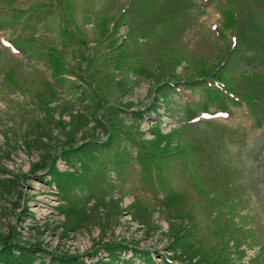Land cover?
Here are the masks:
<instances>
[{"label":"rangeland","instance_id":"rangeland-1","mask_svg":"<svg viewBox=\"0 0 264 264\" xmlns=\"http://www.w3.org/2000/svg\"><path fill=\"white\" fill-rule=\"evenodd\" d=\"M165 254L264 264V0H0V264Z\"/></svg>","mask_w":264,"mask_h":264}]
</instances>
